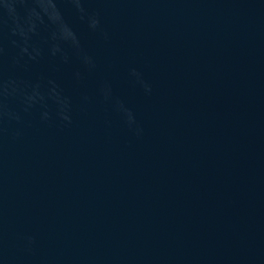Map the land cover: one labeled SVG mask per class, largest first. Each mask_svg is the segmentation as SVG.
Here are the masks:
<instances>
[{
	"label": "water",
	"instance_id": "water-1",
	"mask_svg": "<svg viewBox=\"0 0 264 264\" xmlns=\"http://www.w3.org/2000/svg\"><path fill=\"white\" fill-rule=\"evenodd\" d=\"M0 264H264V16L0 0Z\"/></svg>",
	"mask_w": 264,
	"mask_h": 264
}]
</instances>
